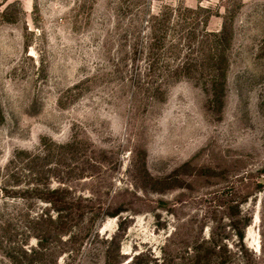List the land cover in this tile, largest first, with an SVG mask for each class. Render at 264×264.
<instances>
[{"label":"rangeland","instance_id":"obj_1","mask_svg":"<svg viewBox=\"0 0 264 264\" xmlns=\"http://www.w3.org/2000/svg\"><path fill=\"white\" fill-rule=\"evenodd\" d=\"M43 213L71 264H264V0H0V264Z\"/></svg>","mask_w":264,"mask_h":264},{"label":"trees","instance_id":"obj_2","mask_svg":"<svg viewBox=\"0 0 264 264\" xmlns=\"http://www.w3.org/2000/svg\"><path fill=\"white\" fill-rule=\"evenodd\" d=\"M81 216L82 214L79 213L75 218L81 219ZM66 218L65 215L53 216L43 213L29 220L34 225V229L42 233L41 239L38 245L31 249H25L22 245L19 249L10 251V262L12 264H59L60 257L67 254V260L64 264H71L73 258L71 254L81 250L85 236L83 234L84 229L81 228H78L79 231L70 232L72 225ZM50 237L57 243L49 246ZM239 237L242 241L244 234L241 233ZM213 248L211 247L212 250ZM36 260L39 262L35 263Z\"/></svg>","mask_w":264,"mask_h":264}]
</instances>
